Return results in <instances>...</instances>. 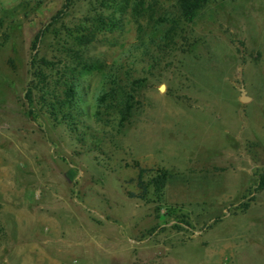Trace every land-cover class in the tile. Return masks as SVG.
Wrapping results in <instances>:
<instances>
[{"label":"rangeland","instance_id":"1","mask_svg":"<svg viewBox=\"0 0 264 264\" xmlns=\"http://www.w3.org/2000/svg\"><path fill=\"white\" fill-rule=\"evenodd\" d=\"M175 4L0 0V264H264V0Z\"/></svg>","mask_w":264,"mask_h":264},{"label":"trees","instance_id":"2","mask_svg":"<svg viewBox=\"0 0 264 264\" xmlns=\"http://www.w3.org/2000/svg\"><path fill=\"white\" fill-rule=\"evenodd\" d=\"M207 2L208 0H176L175 7L178 12V16L176 18L177 19L183 18L184 20H190L200 9H202L207 4ZM121 4H122V12L124 11L127 12L131 7L134 13L135 12L140 13L143 9L144 0H136L134 4H132L131 0H121ZM109 20L111 24V29H109V32H111L112 29H115L116 27L119 28L122 27V26H117V24L121 21L120 19L117 20V18L110 17ZM164 21L165 23L169 22L167 18ZM97 22L98 24H101V27H104L106 25L101 16H99ZM91 29L94 30V27H92ZM92 30H90L91 39H93L94 36ZM91 69L89 68L88 72H90ZM107 79L108 81H106V86H108V90L107 92L104 91L97 98V105H98L97 108L100 109L103 106L107 108L113 107L115 111H117V115L115 116V119H117L116 125L117 127L119 126L123 127L124 123H128V119L130 118V111L132 109L130 102L133 99V93H135L134 86L137 85L138 82L137 79H131L130 77L128 78L126 76L124 79L117 78V76H115L114 74L107 77ZM72 85L73 84H71L67 88L66 92L68 96H72L73 98L74 86ZM118 95H120V97L116 99ZM160 177H161L160 186H162L163 184H165L167 175L165 172H162L160 173ZM262 187H264L263 180L259 182V184L257 185V189H261ZM140 198L143 199L144 196H141Z\"/></svg>","mask_w":264,"mask_h":264},{"label":"water","instance_id":"3","mask_svg":"<svg viewBox=\"0 0 264 264\" xmlns=\"http://www.w3.org/2000/svg\"><path fill=\"white\" fill-rule=\"evenodd\" d=\"M163 88V89H162ZM160 90H164V86H161L160 87ZM249 100V98L245 95V90H244V88H241V94H240V101L241 102H246V101H248Z\"/></svg>","mask_w":264,"mask_h":264},{"label":"bare ground","instance_id":"4","mask_svg":"<svg viewBox=\"0 0 264 264\" xmlns=\"http://www.w3.org/2000/svg\"><path fill=\"white\" fill-rule=\"evenodd\" d=\"M163 89V88H162Z\"/></svg>","mask_w":264,"mask_h":264}]
</instances>
